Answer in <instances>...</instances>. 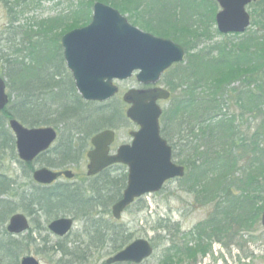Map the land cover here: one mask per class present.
<instances>
[{"label":"trees","instance_id":"16d2710c","mask_svg":"<svg viewBox=\"0 0 264 264\" xmlns=\"http://www.w3.org/2000/svg\"><path fill=\"white\" fill-rule=\"evenodd\" d=\"M95 1L111 4L121 13L129 14L133 24H139L157 36L173 39L186 48L188 60L183 67L181 83L172 80L167 85L172 93L176 90L179 93L161 118L165 123L161 132L172 145L174 161L185 165L190 175L186 189L196 193L201 204H214V209L193 230L182 234L184 240L191 237L193 240L173 243L167 248L163 262L195 264L198 255L205 256L210 251L215 239H225L232 223L248 224L249 227L260 220L264 210V203L258 206L257 201L258 193L264 192V120L257 124V129L252 127L264 104V13L254 18L257 29L250 27L244 34H227L224 36L227 41L211 44L217 34L223 35L218 30L216 34L210 30L218 8L214 0H83L65 15L24 27L20 31L22 43L15 40L20 32L13 31L10 41L13 54L0 51L1 61L7 66L6 75L10 78L7 85L11 89L10 103L0 113V226H5L17 210H23L29 217L43 212L49 223L68 213L75 220L88 219L91 230L87 243L73 241L70 247L69 243H64L67 235L49 246L47 239H42L45 244L42 251L52 254L57 264H83L93 249L101 250L108 245L117 253L131 242V233L120 224L114 226L107 222L104 225V220L97 218L100 212L96 209L105 208L111 212L109 206L120 199L126 188L127 175L123 179L111 178V167L95 177L85 176V181L98 180L101 176L106 178L84 189L69 182L39 185L32 176L38 158L30 163L18 159L16 138L8 126L9 119L14 117L28 126L53 124L58 128L61 124L68 125L69 128L65 126L67 131L62 132L65 142L55 149V159L46 164L56 169L79 163L86 151L83 139L91 136L93 129L110 127V121L104 115L88 118L83 114L82 107L90 103L77 93L75 82L70 81L69 87L64 86L61 79L49 72L45 78L30 77L39 71L42 61L48 62L49 66L52 64L53 55L57 57V50L62 48L64 34L92 20ZM5 4L8 5L9 0H5ZM201 41L207 43L202 49L199 48ZM21 52H26L29 62L15 57ZM235 83H240L241 87L230 88ZM9 158L28 168L25 174L31 181V188L20 185L15 177L4 171L9 168L6 166ZM260 177L262 182L258 180ZM237 191L246 194L240 196ZM255 203L258 207L252 210ZM241 208L246 212L250 208L246 216L239 214ZM37 222L34 230L29 231L30 235L23 238L10 235L3 227L0 264L11 261L19 264L25 245H39L33 231H40L44 226ZM167 226L161 223L156 228ZM175 230L179 231L178 228ZM84 244H87L85 248Z\"/></svg>","mask_w":264,"mask_h":264},{"label":"water","instance_id":"95a60500","mask_svg":"<svg viewBox=\"0 0 264 264\" xmlns=\"http://www.w3.org/2000/svg\"><path fill=\"white\" fill-rule=\"evenodd\" d=\"M257 0H216L220 9L216 15L218 30L223 34L245 33L251 25V14L247 5ZM92 20L88 25L75 28L62 36V48L68 70L72 72L77 91L89 102H103L113 98L119 91L114 80L132 78L153 87L127 90L123 101L130 107L127 116L139 129L131 132V143L121 145L111 154L115 133L104 130L91 140L93 148L88 151V176H95L116 163L127 165L128 180L120 199L112 206L115 219L137 199L149 193H157L171 179L184 177L186 167L173 160L172 146L162 136L160 118L164 111L161 100H167L171 91L160 87L161 77L175 63L186 60V50L179 43L159 37L130 24L117 8L101 1L94 4ZM10 101L6 79L0 75V112ZM9 127L16 138L19 159L28 163L49 150L58 139L53 126L27 127L19 119L9 120ZM74 179L71 169L36 168L33 178L39 184L51 185L60 177ZM264 226V211L262 212ZM10 234L21 235L31 228L25 213H15L7 223ZM75 221L65 216L54 218L49 230L59 237H65L73 229ZM155 249L148 239L140 238L130 242L119 252L110 256L107 264H141L150 258ZM20 264H41L33 255H25Z\"/></svg>","mask_w":264,"mask_h":264},{"label":"rangeland","instance_id":"374dc122","mask_svg":"<svg viewBox=\"0 0 264 264\" xmlns=\"http://www.w3.org/2000/svg\"><path fill=\"white\" fill-rule=\"evenodd\" d=\"M83 0H9V4H5V0L0 1V51L2 54L11 55L13 54L12 43L10 42L13 39V31L17 29V31L24 30V27H30L31 25H35L41 21H45V19L56 17V15H65L68 11L75 9L79 2ZM97 1H95L96 3ZM94 3V4H95ZM93 4V5H94ZM218 4V2H217ZM111 5V4H107ZM112 6V5H111ZM93 7V6H92ZM114 7V6H113ZM264 0H258L256 3H252L248 6V11L252 14V21L254 18L256 19L258 15L263 14L264 10ZM94 8V7H93ZM92 8V11H93ZM220 9L219 4L217 11ZM206 13V11H205ZM208 13H206L207 15ZM127 16L128 20L131 18L129 14H124ZM144 16V14H141ZM130 17V18H129ZM258 20V19H257ZM130 21V20H129ZM130 23L133 24L132 21ZM135 25V24H133ZM139 28L150 32L151 34L156 35L154 32L143 28L139 24H136ZM253 30L257 29V26L254 24L251 27ZM210 30L213 34H216L217 23L214 22L210 26ZM225 35H219L213 39L212 43L217 41H227ZM239 39V38H238ZM18 43H22L23 37L21 32L15 39ZM173 40V39H172ZM237 40V39H236ZM175 41V40H173ZM238 41V40H237ZM177 42V41H176ZM179 43V42H177ZM180 44V43H179ZM207 43L201 41L199 43V48L202 49L206 47ZM21 47L20 49H24L22 45H18ZM16 51V49H15ZM57 57L53 55V59L51 60L52 64L49 66L48 62L42 61L41 66H39V71L30 77L32 79H37L38 77L45 78L48 75V72L51 73L54 77H58L57 79H61L64 86L69 87L70 81L74 82L73 74L68 70L67 63L64 60V51L63 48L57 50ZM53 52V51H52ZM56 53V50H55ZM26 52H21L20 54L16 55L15 57L19 56L21 58H25L27 62L29 60L26 58ZM14 57V58H15ZM13 58V59H14ZM188 56L186 53V60L182 63H177L175 66L171 67L170 70L165 72V75L162 76V80L160 81V85L163 87H167L168 82L175 80L178 83H181V75L187 63ZM49 67V69H48ZM7 66L1 61V54H0V75L9 81V76H7ZM55 79V80H57ZM72 79V80H71ZM116 84L119 87V93L113 97L112 100L106 102H88L90 103L87 107H82L84 109L83 114L87 115L88 118L90 117H98V116H106L109 119L110 123L108 126L110 127H99L98 130L93 129L92 133L90 134L87 139H83V142L86 146V151H84L83 155L81 156V161L77 164L69 165L66 168H71L76 172V177L74 180H67L62 178L59 182H69L70 184L80 185V188H85V186L95 183L99 180H103L104 176H101L100 179H91L85 181V176L87 172V164L89 162L88 157L86 156L87 152L92 148L89 144L91 139L95 134L99 131H103L104 128H111L116 130L117 140L115 142V147L117 148L121 144L125 142L131 141L130 131L136 130L137 125L132 123L126 115V109L128 108V104L123 102V95L127 90L132 89L134 87H140V83L136 80L135 75H133L130 79H125L123 81L116 80ZM232 87H241L240 83L232 84ZM248 87V86H247ZM8 92H11L10 87H8ZM78 93V92H77ZM179 91L172 93L171 100H167L164 104H162L164 110H167L168 106L173 102V99L177 98ZM231 93V92H230ZM229 93V94H230ZM13 96V95H12ZM85 101V100H84ZM87 102V101H85ZM118 115H116L117 113ZM120 112L122 117H120ZM112 115L114 118H112ZM256 115V114H255ZM90 116V117H89ZM258 116V115H257ZM248 117V116H246ZM254 117V116H253ZM259 118L253 122V128L257 129V124L264 120V104L262 113H259ZM104 119H101L103 122ZM162 128L165 127V123L161 120ZM25 124V123H24ZM28 126V124H25ZM55 128L53 124L51 125ZM65 126L69 128L68 125H59L58 132H59V139L52 145L50 151L41 155L37 161L34 162V167H41L46 166L47 162L53 158V154L55 149L58 146H62L65 142L64 134L62 132L67 131ZM247 125H244L246 127ZM102 128V129H101ZM92 129V128H91ZM62 130V131H61ZM86 131V129H85ZM90 132V130H87ZM255 131V130H253ZM85 136V132L82 133V137ZM90 140V141H89ZM59 148V147H58ZM6 166L9 167L4 171L10 176L15 177L19 182L20 185H25L27 188H31V181L25 174L26 169L21 167L19 163L9 158L7 159ZM128 173V166L124 165H116L115 168L110 169L109 177L111 178H122L124 175ZM190 175L187 172L186 176L180 179H172L165 184V187L158 193H150L149 195L143 196L141 199L136 201L133 205L129 206L128 209L123 213L122 218L119 220L114 219L112 212L106 211L105 208H96L100 212V216L97 218H101L104 220V225L110 222L114 226H118L119 224L122 226V229H125L127 233H131V241L135 239L145 238L152 241L154 245L155 252L154 254L144 260L141 264H164V254L168 251V247H172L173 243L182 244L183 241L187 242L191 241L190 239H194L193 237L187 238L184 240L182 234L186 231L193 230L195 225L203 222L207 219L208 216L212 213L214 209V204L211 202L209 203H200L197 198V194L190 192L186 189V182L189 181ZM123 179V178H122ZM260 182L263 180L261 177L258 179ZM123 181H121L122 183ZM127 183V179L125 181V185ZM240 196H245L246 192H240ZM250 194V193H248ZM259 202L258 206L264 203V192H259ZM256 201V202H257ZM112 205V204H111ZM111 205L109 206L111 211ZM257 206L255 203L252 207L254 210ZM245 207V206H244ZM255 207V208H254ZM243 208V207H242ZM239 211V214L246 216L248 214L245 210ZM17 212L25 213L23 210H17ZM231 214L233 215L234 212L231 210ZM65 216H72L68 213ZM43 212H39L35 214L33 217H29L31 223V229L34 228L39 224L37 221L43 224L44 228L40 231H33L34 237L37 238V244L40 245H32L30 247L26 246L24 243V247L26 250L21 253L20 260L25 255H33L36 256L41 264H57L52 258V254L42 251L44 245L42 243V239L46 238L48 241L49 246H53L59 240V238L51 233L48 229V224L44 219ZM52 220V219H51ZM76 224L72 229L71 233L66 237L64 243H69L71 247L73 245V241L86 242L89 239V233L91 230V223L88 219H76ZM163 223L164 225L167 224V227L156 228L157 225ZM0 226V235L3 230V227ZM178 228L179 231L175 230ZM30 229V230H31ZM29 230V231H30ZM29 231L23 233V237H28ZM20 237V236H19ZM193 243V242H192ZM47 244V243H46ZM87 244H84V248ZM210 251L205 255L202 256L201 254L197 256L195 264H264V227L260 220H257V223H253L248 227V224H243L241 226L232 223V227L229 229V233L226 235L225 239L222 241L216 240L212 242ZM29 249V250H27ZM41 251H40V250ZM93 253L89 254V259L83 264H107L106 260L109 256L115 254L111 246H106L104 249L97 250L93 249ZM91 252V251H90ZM187 261H184V263ZM12 264V261L9 263ZM121 264H128V263H121ZM134 264V263H131ZM180 264V263H177Z\"/></svg>","mask_w":264,"mask_h":264},{"label":"flooded vegetation","instance_id":"af4514ba","mask_svg":"<svg viewBox=\"0 0 264 264\" xmlns=\"http://www.w3.org/2000/svg\"><path fill=\"white\" fill-rule=\"evenodd\" d=\"M144 87L149 88V87H152V86L151 85H147V86L144 85L142 88H144ZM160 103L164 104L165 102L164 101H160ZM116 140H117V134H116L115 142H116ZM115 142L111 146V153H115L117 151L118 147H119V146L117 148L115 147ZM123 144H125V143H123Z\"/></svg>","mask_w":264,"mask_h":264}]
</instances>
